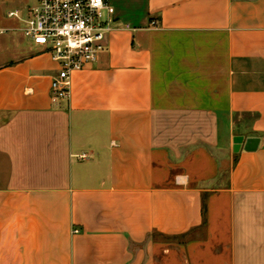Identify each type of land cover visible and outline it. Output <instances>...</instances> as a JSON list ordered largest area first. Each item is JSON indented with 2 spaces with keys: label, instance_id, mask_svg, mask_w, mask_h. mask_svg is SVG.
Instances as JSON below:
<instances>
[{
  "label": "crops",
  "instance_id": "crops-1",
  "mask_svg": "<svg viewBox=\"0 0 264 264\" xmlns=\"http://www.w3.org/2000/svg\"><path fill=\"white\" fill-rule=\"evenodd\" d=\"M109 1L59 105L0 20V264H264V0Z\"/></svg>",
  "mask_w": 264,
  "mask_h": 264
},
{
  "label": "built area",
  "instance_id": "built-area-1",
  "mask_svg": "<svg viewBox=\"0 0 264 264\" xmlns=\"http://www.w3.org/2000/svg\"><path fill=\"white\" fill-rule=\"evenodd\" d=\"M113 15L109 0H39L26 14L9 13L22 24L25 39L48 53L58 67L51 85L53 104L68 102L72 74L94 65L105 52Z\"/></svg>",
  "mask_w": 264,
  "mask_h": 264
},
{
  "label": "rangeland",
  "instance_id": "rangeland-1",
  "mask_svg": "<svg viewBox=\"0 0 264 264\" xmlns=\"http://www.w3.org/2000/svg\"><path fill=\"white\" fill-rule=\"evenodd\" d=\"M39 0H0V20L3 19L7 22L8 26L15 27L19 26L16 19L9 18L8 14L10 12L20 11L22 14H26V7H34ZM9 36L15 38V42L20 46H24L26 48L27 40L23 39L19 40L20 35L18 33H9ZM29 44V43H28ZM32 49H36L31 45Z\"/></svg>",
  "mask_w": 264,
  "mask_h": 264
},
{
  "label": "water",
  "instance_id": "water-1",
  "mask_svg": "<svg viewBox=\"0 0 264 264\" xmlns=\"http://www.w3.org/2000/svg\"><path fill=\"white\" fill-rule=\"evenodd\" d=\"M242 140H236V145L237 147L239 146L240 147V144H241ZM238 149V148H237Z\"/></svg>",
  "mask_w": 264,
  "mask_h": 264
}]
</instances>
